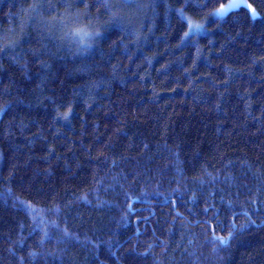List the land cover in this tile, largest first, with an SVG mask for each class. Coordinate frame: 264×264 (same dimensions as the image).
Segmentation results:
<instances>
[{
  "label": "trees",
  "instance_id": "trees-1",
  "mask_svg": "<svg viewBox=\"0 0 264 264\" xmlns=\"http://www.w3.org/2000/svg\"><path fill=\"white\" fill-rule=\"evenodd\" d=\"M228 1L0 0V264H264V0Z\"/></svg>",
  "mask_w": 264,
  "mask_h": 264
},
{
  "label": "snow or ice",
  "instance_id": "snow-or-ice-1",
  "mask_svg": "<svg viewBox=\"0 0 264 264\" xmlns=\"http://www.w3.org/2000/svg\"><path fill=\"white\" fill-rule=\"evenodd\" d=\"M65 2H67V0H65ZM81 2H83V0H81ZM124 2H128V0H124ZM240 6H244L245 8H250V5L244 3V0H232L231 3L221 6V8L218 10L216 14H225L228 11L238 8ZM252 14L253 16L256 15L254 10ZM72 34L76 36H80L81 39H83L85 36L90 35L89 33L84 32L83 29H76ZM0 39H3L2 35H0ZM225 242H226L225 239L223 238L220 239V243H225Z\"/></svg>",
  "mask_w": 264,
  "mask_h": 264
},
{
  "label": "rangeland",
  "instance_id": "rangeland-1",
  "mask_svg": "<svg viewBox=\"0 0 264 264\" xmlns=\"http://www.w3.org/2000/svg\"><path fill=\"white\" fill-rule=\"evenodd\" d=\"M232 2V0H229L225 5H227V4H229V3H231ZM244 3H246V1L244 0ZM247 4V3H246ZM248 5V4H247ZM221 8V7H220ZM220 8H218L215 12H214V14L216 15V16H222L223 14H216L217 12H218V10L220 9ZM194 24H190V28L193 26ZM199 28V27H198ZM200 29V28H199ZM78 38L79 39H81L80 38V36H78ZM76 39H77V37H76ZM84 39V38H83ZM83 39H81V40H83ZM78 40V39H77ZM79 41V40H78Z\"/></svg>",
  "mask_w": 264,
  "mask_h": 264
}]
</instances>
